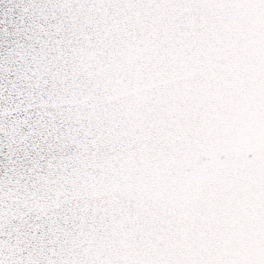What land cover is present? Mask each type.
I'll list each match as a JSON object with an SVG mask.
<instances>
[{"label":"snow or ice","instance_id":"snow-or-ice-1","mask_svg":"<svg viewBox=\"0 0 264 264\" xmlns=\"http://www.w3.org/2000/svg\"><path fill=\"white\" fill-rule=\"evenodd\" d=\"M226 6L0 0V264H264V229L239 261L180 243L227 227L234 146L264 184V85L242 109L205 42Z\"/></svg>","mask_w":264,"mask_h":264},{"label":"clouds","instance_id":"clouds-1","mask_svg":"<svg viewBox=\"0 0 264 264\" xmlns=\"http://www.w3.org/2000/svg\"><path fill=\"white\" fill-rule=\"evenodd\" d=\"M229 5L205 13L206 45L214 57L217 78L225 89H233L235 103L243 109L244 95L259 97L264 85V11L247 7V0H222ZM255 108V106H253ZM246 126L259 131V121L250 114ZM230 159L240 176L227 185L224 196L230 204L223 234L214 243L201 235L181 237L182 244H197L204 258L227 262L245 257L237 248L240 234L258 241L264 229V184L258 177L243 174V145L234 146Z\"/></svg>","mask_w":264,"mask_h":264}]
</instances>
